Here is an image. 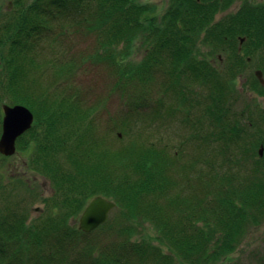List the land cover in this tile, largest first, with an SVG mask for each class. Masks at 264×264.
<instances>
[{"label": "trees", "instance_id": "obj_1", "mask_svg": "<svg viewBox=\"0 0 264 264\" xmlns=\"http://www.w3.org/2000/svg\"><path fill=\"white\" fill-rule=\"evenodd\" d=\"M234 1L168 0L154 13L137 0H0V107L33 113L16 148L53 190L30 221L2 190L0 264H217L264 219V108L236 80L244 55L264 53V0L216 20ZM68 33L92 34L93 49L71 54ZM85 63L109 68L136 116L120 144L71 80ZM257 67L264 80V57ZM248 87L264 96L253 76ZM160 121L177 127L176 148L153 137ZM95 195L115 207L83 233L73 220Z\"/></svg>", "mask_w": 264, "mask_h": 264}, {"label": "rangeland", "instance_id": "obj_2", "mask_svg": "<svg viewBox=\"0 0 264 264\" xmlns=\"http://www.w3.org/2000/svg\"><path fill=\"white\" fill-rule=\"evenodd\" d=\"M139 3H145L150 6V9L154 13H160L166 6V0H137ZM245 0H235L228 10L219 12L216 15V19L222 18L224 14L234 11L239 5H241ZM8 2L4 1L3 6L6 8ZM11 6V4H10ZM94 36L92 34L85 33H68L63 40V44H66L70 48L71 54L76 55L77 52L86 53L91 51L94 47ZM140 51L135 50L134 57L136 59L140 58ZM79 54V53H78ZM77 54V55H78ZM264 53L259 52L255 54L252 58L246 61L245 67L241 74L236 78L237 85L241 88L248 89L249 77L253 75L255 70V65L260 64L263 60ZM111 71L105 64L100 66L94 64L90 65L85 63L78 73L74 75L71 79L75 87H78L81 94L87 99L89 105H95V120L99 122L101 129L105 132H109L107 136V141L114 140L115 143L120 144L119 140L122 136H116L119 131V127L131 128L128 133L136 132V127L134 126L136 116L129 112L125 107L121 105L124 103L122 98L119 96V91H113L118 89L112 83ZM247 86V87H246ZM113 88V90H112ZM249 96H252L248 93ZM252 100L256 102L260 107L264 108V96L253 95ZM254 115V116H253ZM252 117L256 118L255 114ZM126 121H131L127 124ZM170 123H165L160 121L156 123L152 128V135L155 138H160L162 145L169 144L173 145L174 148L177 147L179 141L178 129L177 127L169 126ZM183 133V130H182ZM177 136V137H176ZM113 137V138H112ZM126 139V138H124ZM184 155H194L197 150L188 145H179L178 149ZM207 152H211V149L206 147ZM26 154H15L11 157H1L0 156V180L9 181L13 177L19 176L22 185L19 189L22 193L26 194L24 189L25 184L31 189L34 198L33 204H30L28 199H24L31 208L42 207V198L47 197L51 191V184L41 176L37 175L27 166H24L26 162ZM16 177V181L20 179ZM27 188V187H25ZM111 215V213H109ZM148 234L156 236V229L150 224L145 226ZM170 250V248H168ZM264 262V219L258 224H250L247 230L244 232L243 236L240 237L236 249L232 253L228 254L225 259L217 264H262Z\"/></svg>", "mask_w": 264, "mask_h": 264}, {"label": "water", "instance_id": "obj_3", "mask_svg": "<svg viewBox=\"0 0 264 264\" xmlns=\"http://www.w3.org/2000/svg\"><path fill=\"white\" fill-rule=\"evenodd\" d=\"M255 74L261 83H264L261 73ZM3 118L0 134V153L11 155L15 151V139L32 122L31 112L23 105H14L12 107L3 105ZM262 154V148H259V155ZM114 207V203L102 196L93 197L83 208L78 218V228L84 232H89L99 224L105 221L109 210Z\"/></svg>", "mask_w": 264, "mask_h": 264}, {"label": "flooded vegetation", "instance_id": "obj_4", "mask_svg": "<svg viewBox=\"0 0 264 264\" xmlns=\"http://www.w3.org/2000/svg\"><path fill=\"white\" fill-rule=\"evenodd\" d=\"M229 8H227L226 10H228ZM235 10V9H234ZM262 264H264V262H261Z\"/></svg>", "mask_w": 264, "mask_h": 264}]
</instances>
